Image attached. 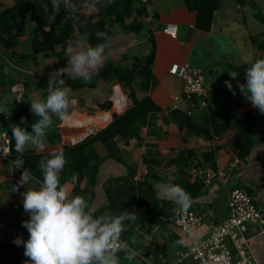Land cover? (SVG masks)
I'll list each match as a JSON object with an SVG mask.
<instances>
[{
	"label": "crops",
	"instance_id": "crops-1",
	"mask_svg": "<svg viewBox=\"0 0 264 264\" xmlns=\"http://www.w3.org/2000/svg\"><path fill=\"white\" fill-rule=\"evenodd\" d=\"M98 3L91 13L98 12L101 1L98 0ZM145 3L150 12V17L146 19L145 34L148 35L139 37L135 33L115 27L110 44L105 48L104 62L89 79H81L67 73L58 77L53 87L61 85L71 89L70 100L74 101V104L69 110L70 118L61 121L53 116L52 125L46 131L45 150L28 148L24 153L48 155L54 151H63L65 146L76 145L111 123L106 127L98 124L96 128L93 123L96 117L97 120L105 121L109 118L107 114H110L113 120L116 111L121 110L124 113L132 101L129 100L125 88L107 74L105 64L110 61L113 66H129L132 60L140 61L153 47L149 39L151 37L156 53L152 66L155 84L150 90V96L161 107L162 112L155 115L153 128L142 130V140L117 141L122 161L106 158L108 151L103 144L93 145L99 155L106 160L99 166L92 201H88L91 190H86V179L80 187L83 190L82 197L87 201L92 214L110 204L107 188L113 194L122 187L120 182L113 187L106 185L110 179L129 176L130 167L138 178L147 173L142 161L150 150L157 151L160 157L165 159L175 157L177 152L184 148H194L199 156L213 150L215 164L211 167L215 171L220 169L225 171L232 161L238 159L232 152L220 149L223 144H228L235 137L234 129L226 131L221 138L206 141L199 136H186L175 124L165 123L164 119L169 111L187 110L189 107L188 102L182 98V79L169 73L174 64H188L195 70H202L207 97L205 103L203 99L197 100L198 104L203 105H198V111L222 112L230 107H238L243 112L256 113L253 147L246 160L243 162L240 160L237 186L251 196L258 209L264 211V114H260L258 109L252 106L238 87L240 83H246L245 71L248 65L244 63V58L264 59V50L260 49L256 42L258 40L264 45V0H246L245 5H240L234 0H221L220 8L211 17L207 16L201 20L196 11L187 7V0H145ZM14 4L15 0H0V13ZM61 11L67 13L63 4ZM78 11L87 13L85 9ZM94 21H97V18ZM198 22L202 26H198ZM170 24L177 26L176 38L164 32ZM81 40L86 41L77 33L72 42ZM86 43L88 44L87 41ZM67 46L57 48L54 54L36 55L32 51L29 30L27 36L20 39L14 51L0 44V123L3 132L10 133L11 127H7L8 123L20 116L22 103L31 106L34 101L46 100L45 95L52 74L68 67ZM124 57H127V60H124ZM237 67L242 69L237 71L235 70ZM230 72L237 73L238 76L233 78ZM225 81L232 83V91L226 87ZM218 89L219 95L216 93ZM223 96H231L227 100L229 104L225 106L221 105ZM175 97L179 100H175ZM108 103H111L110 109L102 108ZM149 129L162 131L149 134ZM71 136H75L71 140L76 141L69 142L67 138ZM18 159L23 162V157L20 156ZM18 159L13 162L10 154L6 158L0 157V234L5 240L14 239L23 229L26 230L21 225L30 217L23 209L22 193L27 189L38 188L43 180V176L35 177L30 173L28 184L16 191L15 187L24 171L22 166L17 168ZM63 173L64 169L61 174ZM98 177H102L103 193L100 196L96 188ZM190 177L191 182L193 177ZM172 179V173L165 169L161 171V181L156 185L157 196L161 201L172 202L162 191L165 185L173 184ZM234 187L235 185L214 179L210 186L205 188L204 194L191 203L189 210L198 212L204 220L199 228H193L188 232H183L170 220L164 225L132 220L127 227L131 231L126 239L121 237V240L125 241L137 255L132 261H128L124 252H118L121 264H197L190 258L182 259L181 255L188 251L193 241L208 237L214 227L227 219L230 191ZM66 188L70 195L75 196V185L68 184ZM172 204L173 212L176 205L173 202ZM23 235L26 242L29 238L28 230L27 233L24 231ZM239 237L250 260L254 264H264V223H247ZM179 240H183L184 243H177ZM226 244L234 260H237L239 256L236 247L229 240ZM28 261L29 258L23 252L18 264H28Z\"/></svg>",
	"mask_w": 264,
	"mask_h": 264
},
{
	"label": "trees",
	"instance_id": "trees-1",
	"mask_svg": "<svg viewBox=\"0 0 264 264\" xmlns=\"http://www.w3.org/2000/svg\"><path fill=\"white\" fill-rule=\"evenodd\" d=\"M101 1L97 13H84L78 11L77 17L60 11L54 14L51 0H15V4L0 13V44L7 49H14L19 45L20 39L27 36L28 30L31 34L32 51L36 55L41 53L54 52L59 47H66L74 36L80 34L90 46L97 44H110V37L115 27L124 31L145 37L147 33L146 19L150 17L148 5L145 0H99ZM240 5H245L246 0H234ZM48 6L45 11L44 6ZM221 0H187V7L198 13L199 20L212 14L220 8ZM156 17V15H155ZM97 18V21L94 19ZM198 26H202L200 22ZM150 36V35H149ZM152 46L149 53L141 58L139 62L133 61L129 66H113L107 61L105 68L111 79L116 80L124 88L132 101L127 110L117 119H114L105 129L98 131L82 142L65 146L66 164L64 173L60 175L61 184L69 181L73 173H78V180L75 184L74 194L82 196L81 184L87 180L86 190H91V197L94 198V186L99 166L106 158H114L122 161L121 152L117 145L120 139H141V132L144 128H153L155 115L162 112L151 98L150 90L155 84L152 66L155 59V45L150 37ZM258 47L264 50V45L256 40ZM61 54V52H60ZM127 57H124V60ZM242 68H235L239 71ZM78 85V84H77ZM57 87H62L61 85ZM49 93L45 95V99ZM142 95L141 97H139ZM200 105V103L198 104ZM111 103L102 108L110 109ZM199 106L187 110L173 109L169 111L164 121L166 124L173 123L186 136H199L206 141H213L221 138L229 129L235 130V137L228 144H223L220 149L232 152L242 162L249 156L253 147V136L255 133L256 113L243 112L240 108L230 107L222 112L198 111ZM121 110L116 111V113ZM161 132L162 130H157ZM149 129L148 133H157ZM10 143V159L20 157L15 151V140ZM142 140V139H141ZM183 141H186L183 139ZM95 143H101L108 151L106 158H102L93 147ZM22 168L28 169L35 177H42L39 169L41 160L51 158L48 155H34L24 153ZM142 163L146 166V174L139 178L130 167L129 176L112 178L106 185L122 183V187L113 192L107 188L110 204L101 207L93 213L94 217L102 216L108 212L110 216L119 215L122 212L135 214V220L150 222V224H166L170 217L176 215L172 212L173 204L167 200H160L157 196L156 185L161 181V171L165 169L172 173L173 185H180L188 192L192 202L198 200L205 192V184L201 178L194 176L191 172L195 167L214 166L215 151L210 150L198 155L194 148H184L177 152L172 158H161L155 150H150L143 157ZM190 176L193 180L190 182ZM105 185V186H106ZM191 207V206H190ZM189 207V209H190ZM132 220L126 221V231L121 235L123 239L131 231L127 228Z\"/></svg>",
	"mask_w": 264,
	"mask_h": 264
},
{
	"label": "clouds",
	"instance_id": "clouds-1",
	"mask_svg": "<svg viewBox=\"0 0 264 264\" xmlns=\"http://www.w3.org/2000/svg\"><path fill=\"white\" fill-rule=\"evenodd\" d=\"M98 0H51L54 14L61 11V5L73 18L77 17L79 9L91 13ZM48 11V6H44ZM105 44L89 46L86 41L68 42L66 57L68 67L54 72L48 83L46 100L31 103V112L42 119L32 125L29 133L21 124L26 121L22 118L21 124L11 126L12 139L15 140V151L23 156L28 148L43 151L46 148V131L52 125L55 116L61 121L70 118L69 110L74 104L70 100L69 87H53L57 78L65 73L81 79H89L92 73L98 70L105 55ZM248 65L245 71L246 83L238 85L240 92L251 102L252 106L264 114V59L245 57ZM233 78L237 73L230 72ZM62 83V80L60 81ZM226 87L232 91V83L225 81ZM21 160L16 161L17 168L22 166ZM66 159L63 151H54L51 158L41 160L39 169L43 180L38 188L27 189L22 193L23 209L29 214V219L22 222L29 238L25 242L17 237L14 243L23 244L24 255L29 258L28 264H121L118 252L125 253V259L132 261L137 253L128 247L121 235L126 231V221L135 220V214L127 211L116 216L104 215L94 217L87 201L79 195L72 196L66 185H75L78 173H73L71 179L61 184L60 175L65 167ZM30 173L25 169L15 190L27 185ZM164 195L176 207L177 214L187 212L192 203L188 192L180 185L171 183L162 189ZM183 244V240L177 241Z\"/></svg>",
	"mask_w": 264,
	"mask_h": 264
},
{
	"label": "built area",
	"instance_id": "built-area-1",
	"mask_svg": "<svg viewBox=\"0 0 264 264\" xmlns=\"http://www.w3.org/2000/svg\"><path fill=\"white\" fill-rule=\"evenodd\" d=\"M164 32L176 38L177 26L167 25ZM169 73L182 79V98L188 102L189 107H197V100L203 99L205 103L207 89L204 87L202 70H195L188 64H174L169 69ZM174 99L179 100L177 97ZM200 106L203 105L200 104ZM10 143V133L2 132L0 134V157L6 158L10 154ZM240 166L241 161L235 159L225 171L221 169L215 171L210 166L193 168L192 174L201 178L206 188L214 179L222 180L235 185V187L230 191L227 219L214 227L208 237L193 241L188 251L181 255L182 259L190 258L197 264H254L248 257L239 235L247 223H264V211L258 209L251 196L237 186ZM169 220L183 232H188L193 228H199L203 224L204 217L198 212L188 209L187 212L176 214ZM227 240L236 247L239 256L237 260H234L233 254L226 244Z\"/></svg>",
	"mask_w": 264,
	"mask_h": 264
},
{
	"label": "water",
	"instance_id": "water-1",
	"mask_svg": "<svg viewBox=\"0 0 264 264\" xmlns=\"http://www.w3.org/2000/svg\"><path fill=\"white\" fill-rule=\"evenodd\" d=\"M97 5H99L98 2H97ZM137 62H139V60H137ZM216 93L218 95L220 94L219 89L216 90ZM229 97H231V96H223L221 98V105L225 106L226 104H229L227 102ZM19 113H20V116L17 118H13V121L11 123H8L7 127H9V126L11 127L13 124H21V120L23 118L26 121V123L21 124V126L25 127L29 133H32V131H33L32 125L39 122L42 119V117L37 116L34 113H32L31 112V106L28 105L27 103H22ZM122 113L123 112L114 113L113 114V120L117 119ZM2 130H3L2 123H0V131H2ZM2 132H0V134ZM126 176H127V173H126ZM101 185H102V177H98L96 188H97V192H98L99 196L101 195V193H103ZM100 189H101V192H99ZM24 231H25V233H27V229L26 230L23 229L21 232L18 233V235H16V237L14 239H10V240L3 239L2 234H0V264H18V262L21 259L23 252L25 251V248H24L23 244H21L19 246L17 244H15L14 240L17 237H22V239L25 241V236L23 235Z\"/></svg>",
	"mask_w": 264,
	"mask_h": 264
},
{
	"label": "bare ground",
	"instance_id": "bare-ground-1",
	"mask_svg": "<svg viewBox=\"0 0 264 264\" xmlns=\"http://www.w3.org/2000/svg\"><path fill=\"white\" fill-rule=\"evenodd\" d=\"M122 112V111H121ZM108 115V117L109 118H107V120H105V121H101V120H97L98 119V117H96V119H95V121L93 122L94 123V126L97 128V125L98 124H101L102 125V127H106L110 122H111V120H112V116L110 115V114H107ZM67 138V137H66Z\"/></svg>",
	"mask_w": 264,
	"mask_h": 264
},
{
	"label": "rangeland",
	"instance_id": "rangeland-1",
	"mask_svg": "<svg viewBox=\"0 0 264 264\" xmlns=\"http://www.w3.org/2000/svg\"><path fill=\"white\" fill-rule=\"evenodd\" d=\"M72 135V134H71ZM75 136H71V137H69V138H67V140L70 142V141H76V140H71L72 138H74ZM192 137H194V136H192ZM196 137V136H195ZM70 139V140H69ZM77 139V138H76ZM136 162V161H135Z\"/></svg>",
	"mask_w": 264,
	"mask_h": 264
}]
</instances>
